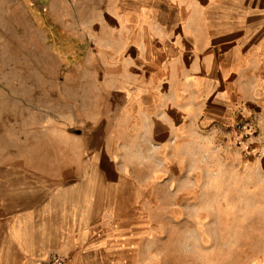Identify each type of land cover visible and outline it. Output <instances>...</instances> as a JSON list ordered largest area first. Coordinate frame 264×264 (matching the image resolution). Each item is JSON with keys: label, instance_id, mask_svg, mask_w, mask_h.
Here are the masks:
<instances>
[{"label": "rangeland", "instance_id": "obj_1", "mask_svg": "<svg viewBox=\"0 0 264 264\" xmlns=\"http://www.w3.org/2000/svg\"><path fill=\"white\" fill-rule=\"evenodd\" d=\"M139 1L0 0V195L8 204L19 187L87 185L79 156L95 142L129 178L103 179L124 195L110 247L85 251L88 264H264V82L214 74L213 121L176 114L173 156L160 147L168 139L149 131L148 114L126 112L140 105L131 104L140 82L163 68L177 70L175 86L189 96L203 68L187 53L169 65L164 51H189L184 23L206 2ZM228 16L212 14L214 25L237 21ZM240 26L264 27V14L232 27ZM173 85L156 90L168 97ZM227 86L253 91L228 122L217 103ZM247 124L253 135L238 144V126Z\"/></svg>", "mask_w": 264, "mask_h": 264}, {"label": "crops", "instance_id": "obj_2", "mask_svg": "<svg viewBox=\"0 0 264 264\" xmlns=\"http://www.w3.org/2000/svg\"><path fill=\"white\" fill-rule=\"evenodd\" d=\"M205 2V9L195 11L191 21L184 23L183 35L190 40L191 52H185L182 46L164 51L167 61L170 60L169 65L180 63L187 53L191 55L194 68H203V76H191L189 96L186 97L181 88L175 86L177 70L163 68L147 81L140 82V89L134 90L131 96L135 101L131 100V104L139 100L140 105L138 108L131 106L126 112L131 115L139 109L141 115L148 114L152 136L160 131L165 140L168 139L160 147L168 149L176 157L180 152L177 154L174 149L180 145L181 131L175 123L176 114L177 118L181 113L194 118L205 114L208 123L213 121L214 74L227 83L264 82V27H232L235 23L243 24L247 14H264V0ZM212 14L230 15L227 18L235 15L237 21L232 24L230 20H223L219 24L222 26H215ZM251 30L254 37H247ZM219 33L239 34V37L216 40ZM164 75L170 82L162 83ZM165 83L174 84L171 92L167 93L170 94L168 97L160 96L156 90ZM233 90L235 94L230 96L229 92ZM252 92L249 86L232 89L227 86V91L217 99L227 122L228 116L238 108L237 104L244 102ZM166 105L173 111L169 112V118L164 109ZM90 147H94L91 154L79 156L83 163L80 178L86 179L87 185L19 187L13 191L8 204L0 195V264H37L54 254L65 255L74 264H88L85 251L97 249L98 252L110 247L114 233L110 220L114 223L117 219V211L121 208L117 196L124 195V191L121 184H107L103 179L112 176L123 180L129 177L119 171L112 155L102 152L100 144L93 142Z\"/></svg>", "mask_w": 264, "mask_h": 264}, {"label": "built area", "instance_id": "obj_3", "mask_svg": "<svg viewBox=\"0 0 264 264\" xmlns=\"http://www.w3.org/2000/svg\"><path fill=\"white\" fill-rule=\"evenodd\" d=\"M238 144H246L250 137L253 135V131L249 128V125H239L238 126ZM251 147V144H248V148ZM37 264H74L70 258L61 254H54L51 258L46 260L38 261Z\"/></svg>", "mask_w": 264, "mask_h": 264}]
</instances>
